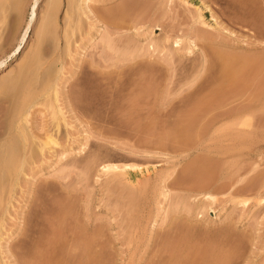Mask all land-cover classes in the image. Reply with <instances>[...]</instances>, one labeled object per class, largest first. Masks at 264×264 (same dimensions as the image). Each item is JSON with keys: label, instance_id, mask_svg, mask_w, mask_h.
Wrapping results in <instances>:
<instances>
[{"label": "rangeland", "instance_id": "1", "mask_svg": "<svg viewBox=\"0 0 264 264\" xmlns=\"http://www.w3.org/2000/svg\"><path fill=\"white\" fill-rule=\"evenodd\" d=\"M49 1L19 55L34 0H0V146L33 148L1 264H264V0H203L215 28L197 0Z\"/></svg>", "mask_w": 264, "mask_h": 264}, {"label": "bare ground", "instance_id": "2", "mask_svg": "<svg viewBox=\"0 0 264 264\" xmlns=\"http://www.w3.org/2000/svg\"><path fill=\"white\" fill-rule=\"evenodd\" d=\"M43 1H45V0H34V2H33V4H32V8H31V14H30V17H29V21L27 22L28 24H27V28H26V30H25V32L23 33V36H22V38H21V41H20V43H19V46L17 47V49H16V51H15V53L16 52H18V54L20 55L23 51H24V49L26 48V46H27V44H28V42H29V38H30V35H31V32L33 31V27L35 26V24L37 23V21H38V13H39V8H40V6H41V4H42V2ZM89 0H78V2H75V0L73 1L72 0V3H71V5H74L73 7H77V6H79L80 4H81V6H82V4H84V3H87ZM194 1V0H193ZM196 1V0H195ZM198 2H197V4H196V10L198 11V16H197V20L203 25V26H206V27H216V25H218L217 23V18L213 15L214 13L212 12L213 10H211L210 8H209V6H208V4H206L203 0H197ZM58 2H59V0H50L49 1V3H48V10H51V9H49V7L51 6V7H56V5H58L59 6V4L61 3V2H59V4H58ZM50 5V6H49ZM201 5L203 6V8H205L208 12H209V16H210V22L211 21H213L214 23H210L209 21L207 22L205 19H204V9L201 7ZM57 6V7H58ZM55 9V8H54ZM53 10V9H52ZM205 29H208V28H205ZM180 43V39L179 40H176V44H179ZM38 53V52H37ZM36 54V53H35ZM35 54H34V56H35ZM38 55V54H37ZM37 57V56H36ZM241 57V56H240ZM239 57V58H240ZM31 58H33V55H32V57H30V59L29 60H31ZM235 58V57H234ZM232 59V60H235V59ZM237 58V57H236ZM238 58V59H239ZM249 58V57H248ZM253 58V60L255 59L254 57H251V59ZM35 59V58H34ZM34 59H33V61H34ZM244 61H245V58L243 57L242 58ZM263 59V60H262ZM29 60H27V61H29ZM237 60V59H236ZM255 61H256V64H257V66L258 67H260L259 65L260 64H258V63H261L262 61H264V58H261V62H259L258 60H256L255 59ZM257 61H258V63H257ZM31 62H32V60H31ZM35 62H36V60H35ZM247 62V61H246ZM251 61L249 60V62H247L246 64H248L249 66L251 65V67L253 66V67H257V66H255V65H253V64H251L250 63ZM28 63V62H27ZM25 64V66L24 67H26L25 69H27V66L29 65V64ZM32 63H34V62H32ZM253 63H254V61H253ZM6 65V63H5V61H1L0 62V70L4 67ZM32 65V64H31ZM30 65V66H31ZM261 65H263V63L261 64ZM23 67V68H24ZM31 69H32V67H31ZM30 69V70H31ZM29 70V72H31ZM23 71H25V70H23ZM26 71H28V70H26ZM26 71H25V73H26ZM52 70H50V72H51ZM29 72H27V76H28V74H29ZM48 72V71H47ZM48 74V73H47ZM53 74H54V72H53ZM52 74V72H51V74L50 75H53ZM22 75H24V74H22ZM21 75V76H22ZM30 77V76H29ZM51 78V77H50ZM53 78V77H52ZM24 79H25V81H27L26 79H28V77H24ZM30 79V78H29ZM46 80H47V83H48V85L49 84H51V80H49V79H47V78H45ZM46 80H44V81H46ZM49 81H50V83H49ZM29 82H30V80H29ZM45 83V82H44ZM23 84V83H22ZM29 85V84H28ZM46 86H47V84H45ZM45 85H43V86H45ZM18 86H19V84H18ZM20 87V86H19ZM29 87V86H28ZM27 87V85H26V87H25V89L26 88H28ZM22 88V87H21ZM41 88H43L42 90H41V92L43 93V92H45L46 90H47V88L45 87V89H44V87H41ZM50 88V87H49ZM19 89V88H18ZM29 89V88H28ZM30 89H32V88H30ZM30 89H29V91H30ZM27 90V89H26ZM44 90V91H43ZM50 90V89H49ZM18 91H20V89L18 90ZM23 91V90H22ZM22 91H20V92H22ZM28 91V90H27ZM24 92L25 91H23V93H21V96H22V94H23V96H25L24 95ZM31 92V91H30ZM36 92V91H35ZM35 92L33 93V96L32 95H27L25 98H23L22 99V97L21 96H19V94L17 95L18 96V98H20L21 97V99L22 100H20L19 102H15V100H18V99H14V101L13 102H15V103H13L12 102V105H16L13 109H15V111H13V109L11 108V110L14 112L13 113V115H14V118H17V120H19L20 118H23V116L25 115V114H27V112L29 111V109L32 107V106H34V101H35V97L37 96L36 94H35ZM41 92L39 91V94L41 95ZM47 92H49V91H47ZM32 93V92H31ZM30 93V94H31ZM34 94L36 95L35 97H34ZM38 94V93H37ZM43 95V94H42ZM17 96H16V98H17ZM30 96H32V97H30ZM30 97V98H29ZM38 97H39V95H38ZM56 116L58 115L57 113L55 114ZM12 118V117H11ZM13 118V119H14ZM10 119V118H9ZM13 119L12 120H10V121H13ZM56 119H58V117L56 118ZM15 120V122H16V119H14ZM20 121V120H19ZM14 121L13 122H10V124L12 123V124H14L15 123ZM57 122V121H56ZM58 122H59V120H58ZM57 122V123H58ZM17 123V125H18V123L19 122H16ZM56 123V124H57ZM9 124V125H10ZM13 126V125H12ZM25 126V125H24ZM56 126H59V125H56ZM10 127H11V125H10ZM9 127V128H10ZM22 126H19L18 125V128H21ZM13 127H11V131H10V133L12 132V129ZM17 128V127H16ZM59 128V127H58ZM24 128H22V129H20L19 131H17V133L15 134V135H13V136H10L11 134H9L8 136V139L10 140V142L8 141V139H7V141L9 142V143H7V141H6V143L7 144H2L1 143V146H0V208H1V202H2V199H3V196H4V194L5 193H2L3 192V190L5 189V188H8L7 187V185H5V183H7L8 181L7 180H12L11 182H8L10 185H13L14 183H15V181L17 180V178H18V176H19V174H21L22 172H23V166H24V163L25 162H28L29 160L27 159V161H26V158H27V156H26V154L28 153V151H29V149L33 152V148H31V147H29V139L27 138V136H28V133H25V130H26V128H25V130H23ZM9 130V129H8ZM7 131V130H6ZM10 137H11V139H10ZM54 136H53V134H52V137L50 136V135H48V139H45L44 140V146H45V148L47 147V148H52L51 147V145L50 144H53L54 146L55 145H57L58 144V142L56 141V139L55 138H53ZM5 139H6V137H5ZM4 139V140H5ZM3 143H5V141H3ZM48 145H50V146H48ZM44 146H41L42 147V149H43V147ZM39 149V148H38ZM37 149V150H38ZM41 149V148H40ZM31 151L28 153L29 154V156L32 154L31 153ZM42 151V150H41ZM32 156H33V154H32ZM31 157V156H30ZM29 157V158H30ZM101 169L104 171V172H116V171H124V170H129V171H131V170H135V166H130V165H126V166H124V167H121V166H119V165H117V164H105V165H102V167H101ZM12 183V184H11ZM5 186V187H4ZM9 186V185H8ZM9 189V188H8ZM6 190V189H5ZM5 192V191H4ZM2 194H3V196H2ZM206 198L207 199H210V201H214V197L212 196V195H210V194H207V196H206ZM3 225V223H2V217H1V215H0V229L3 227L2 226ZM27 234H24V236H26ZM2 236V235H1ZM20 237V236H19ZM22 238H23V233H22ZM1 240H3V238L2 237H0V241ZM90 243V242H89ZM89 243H87V244H89ZM94 245V244H93ZM0 246L1 247H3L2 246V244H0ZM90 246H91V244H90ZM89 247V246H88ZM1 249L2 248H0V251H1ZM1 253H3V251L1 252ZM0 253V254H1ZM0 257H1V255H0ZM3 263V262H2ZM0 264H1V262H0Z\"/></svg>", "mask_w": 264, "mask_h": 264}]
</instances>
